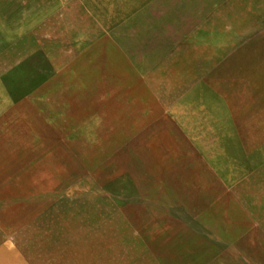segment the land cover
Masks as SVG:
<instances>
[{"label": "rangeland", "instance_id": "1", "mask_svg": "<svg viewBox=\"0 0 264 264\" xmlns=\"http://www.w3.org/2000/svg\"><path fill=\"white\" fill-rule=\"evenodd\" d=\"M136 1L0 0L1 70L50 77L0 89V264H264V0L227 6L247 40L202 77L153 57L151 94L106 64ZM70 16L54 55L38 36Z\"/></svg>", "mask_w": 264, "mask_h": 264}, {"label": "crops", "instance_id": "2", "mask_svg": "<svg viewBox=\"0 0 264 264\" xmlns=\"http://www.w3.org/2000/svg\"><path fill=\"white\" fill-rule=\"evenodd\" d=\"M231 2L232 0L224 2L223 10L220 12L223 15V22H221L216 21L215 17L210 18L209 16L216 12L215 0L136 1L133 5L134 8H129L127 18L115 25L116 28L125 24L127 30L123 28V32L112 33L109 63L106 61L111 70L109 78L112 77L113 83H119L117 78L120 75L124 76L131 83L128 87L136 84L134 79H140L139 85H135V89L131 87L133 89H131V93L149 92L151 94L152 90L142 89L152 83L154 66L151 63L153 57H157L155 60L157 63L162 61L160 68L163 72L161 71L159 75L162 76L161 79H169L173 76L180 79H190L191 77L196 79L202 77L206 72L215 70L217 65L220 62H225L231 51L243 45L248 37L246 33H241L242 27L241 29L234 28L235 23L233 25L230 17H227V21L224 20L225 15L231 13L226 9ZM200 14L206 15V17L197 21L194 16ZM239 16L244 19L247 14L239 12ZM74 19H76L74 16L63 20L62 18L57 19V17L52 18L53 29L47 35L41 32L38 41L51 38V46L55 50L54 55H63L67 52L71 54L73 52L72 45L77 46L79 43L78 40H73L74 37L71 35ZM59 23L60 25H58ZM261 29L263 30L264 27ZM124 31H128L127 39ZM79 34L82 38L81 32ZM124 45H129L127 50L124 49ZM53 60L56 62L57 58L54 57ZM101 64L103 70V57ZM53 68H58V65H53ZM180 69L186 73L178 74ZM102 76L101 80L104 79V74ZM42 80L31 89H25L23 73H16L12 76L11 71L8 72L5 69L3 72L0 68V89L13 102L26 98H30L32 101L39 99L44 83L49 81L50 77ZM183 82L182 80L180 82L183 88H172L171 92L182 90L184 93L186 89L183 91L185 88ZM165 91L166 93L170 92L167 89ZM156 92H164V90L160 89Z\"/></svg>", "mask_w": 264, "mask_h": 264}]
</instances>
